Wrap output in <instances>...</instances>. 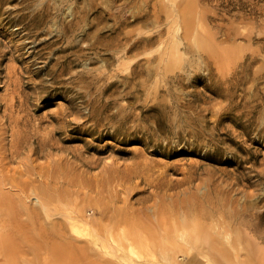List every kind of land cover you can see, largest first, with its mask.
Segmentation results:
<instances>
[{
    "label": "rangeland",
    "instance_id": "obj_1",
    "mask_svg": "<svg viewBox=\"0 0 264 264\" xmlns=\"http://www.w3.org/2000/svg\"><path fill=\"white\" fill-rule=\"evenodd\" d=\"M173 1L0 0V264H132L201 201L264 264V0Z\"/></svg>",
    "mask_w": 264,
    "mask_h": 264
},
{
    "label": "bare ground",
    "instance_id": "obj_2",
    "mask_svg": "<svg viewBox=\"0 0 264 264\" xmlns=\"http://www.w3.org/2000/svg\"><path fill=\"white\" fill-rule=\"evenodd\" d=\"M176 3L181 9L191 8L192 6H194V2L190 0H182L181 2ZM103 15H105V13H103ZM182 19L184 26H186L188 30L192 29L195 22L194 17L192 15L187 16L185 12ZM167 55L171 56L170 54ZM164 58H166V56H164ZM166 59H164V62L168 61ZM201 203H203V201H201ZM201 203L200 205L198 204V206H193V204L191 206H188L190 214H195L196 216H198V218L191 221V224L194 226H192L194 230L190 231V233L187 229V231L185 230V232L184 227L181 230L179 229V232L177 234L182 237V241L176 242L170 240L171 234H167L163 237L164 239L162 241H159L160 243L151 244L144 238H141L139 236L137 237L134 234H132L131 237L126 235L125 233L124 236L123 234H120L119 236L125 238L129 243L128 250H130L129 252L131 256L129 254H124L125 258L129 260L131 258L130 262H132V264H162L160 262L162 260L171 264H177L178 262H182L179 261V257L180 255H183V257L187 260L183 261H186L187 263L196 264L200 261H204L205 264H215L217 263V261H221L226 262L227 264H235L236 256L241 250L247 249L249 250L248 252L254 255L253 251L256 247L255 244L251 242L247 244V246L242 245V239H246L247 237L245 236V234H243L244 232L238 226H235L233 228L232 225H229V223H226L224 220V222H222V225L220 224L221 222H217L215 224H210V226H207V224L204 223L203 219L210 215L211 212L206 208V206L203 207ZM228 217L230 218V215ZM236 218L238 219L239 217ZM161 223H164V221H161ZM72 224L74 230L79 231L77 233L80 234L86 231L87 234L90 233L94 235L95 231L93 232V227L91 228L87 226L88 223L82 225L74 219ZM177 224L179 223L176 222V224L171 226L176 227ZM244 224H248V222H244ZM167 226L168 225H166V227ZM180 227H182L181 224ZM192 227L191 229H193ZM131 238H133L132 241ZM251 254H249V256H251ZM134 256H136L137 258H135Z\"/></svg>",
    "mask_w": 264,
    "mask_h": 264
}]
</instances>
